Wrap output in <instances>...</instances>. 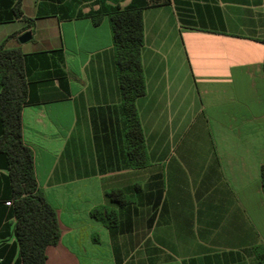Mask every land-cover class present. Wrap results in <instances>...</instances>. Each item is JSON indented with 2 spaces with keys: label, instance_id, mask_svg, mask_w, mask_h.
Returning <instances> with one entry per match:
<instances>
[{
  "label": "crops",
  "instance_id": "0c3cea01",
  "mask_svg": "<svg viewBox=\"0 0 264 264\" xmlns=\"http://www.w3.org/2000/svg\"><path fill=\"white\" fill-rule=\"evenodd\" d=\"M117 8L142 13L140 169L125 153L108 24ZM262 41L264 0H0V45L22 54L21 140L60 229L45 264H255L251 248L264 247ZM136 184L127 220L119 217L127 231L112 239L90 213L105 192ZM0 264H21L1 153Z\"/></svg>",
  "mask_w": 264,
  "mask_h": 264
},
{
  "label": "trees",
  "instance_id": "16d2710c",
  "mask_svg": "<svg viewBox=\"0 0 264 264\" xmlns=\"http://www.w3.org/2000/svg\"><path fill=\"white\" fill-rule=\"evenodd\" d=\"M12 14L20 17L19 3ZM114 62L117 71L121 112L124 116L125 153L134 169L147 161L144 135L138 118L135 101L145 94V83L140 51L143 45L142 13L138 9H114L108 15ZM27 28L30 27L28 22ZM264 43V41H262ZM26 98L22 54L19 49H6L0 45V153L5 156L12 211L15 219V236L19 246L21 264H45V249L54 246L60 238L55 210L45 201L37 188L33 173L32 153L21 140L20 110ZM261 191L264 197V164L260 166ZM141 187L112 189L105 192L106 205L91 211L115 239L122 230L119 217H128V206ZM119 213L118 209H124ZM121 224V225H120ZM255 264H264V247L251 248ZM231 255L237 252H229ZM118 262V259L116 258Z\"/></svg>",
  "mask_w": 264,
  "mask_h": 264
},
{
  "label": "water",
  "instance_id": "95a60500",
  "mask_svg": "<svg viewBox=\"0 0 264 264\" xmlns=\"http://www.w3.org/2000/svg\"><path fill=\"white\" fill-rule=\"evenodd\" d=\"M28 36H29V32H26V33L22 34V35L19 37V41H20V42L25 41V40L28 38Z\"/></svg>",
  "mask_w": 264,
  "mask_h": 264
},
{
  "label": "built area",
  "instance_id": "2783aa9c",
  "mask_svg": "<svg viewBox=\"0 0 264 264\" xmlns=\"http://www.w3.org/2000/svg\"><path fill=\"white\" fill-rule=\"evenodd\" d=\"M5 204H6V205H11V202H6Z\"/></svg>",
  "mask_w": 264,
  "mask_h": 264
}]
</instances>
